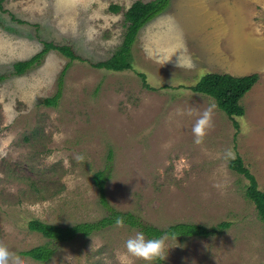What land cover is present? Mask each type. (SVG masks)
Segmentation results:
<instances>
[{
  "label": "rangeland",
  "instance_id": "rangeland-1",
  "mask_svg": "<svg viewBox=\"0 0 264 264\" xmlns=\"http://www.w3.org/2000/svg\"><path fill=\"white\" fill-rule=\"evenodd\" d=\"M135 1L3 0L0 243L23 264H149L126 252L138 230L125 225L58 244L45 263L22 255L46 242L30 221L69 227L107 215L92 177L110 164L104 193L113 210L159 229L229 224L205 239L162 237L165 258L153 264H264V223L245 196L248 181L228 167L239 155L264 191V0H169L138 31L131 69L92 68L122 45V11ZM46 42L84 62L50 51L14 74ZM209 73L258 81L240 100L239 131L216 106L195 144L192 126L215 101L190 88ZM62 74L61 97L46 107ZM227 149L234 157L225 158Z\"/></svg>",
  "mask_w": 264,
  "mask_h": 264
},
{
  "label": "trees",
  "instance_id": "trees-1",
  "mask_svg": "<svg viewBox=\"0 0 264 264\" xmlns=\"http://www.w3.org/2000/svg\"><path fill=\"white\" fill-rule=\"evenodd\" d=\"M3 0H0V9H2ZM169 0H153L149 2L135 1L127 10L122 11L119 6L112 5L109 7L112 13L122 11L124 19L125 34L120 48L106 61L91 64L92 68L111 72H122L131 69L128 58L130 48L133 45L138 31L157 15H160L168 7ZM54 51L72 61L84 60L76 55L74 50L69 46L56 45L52 42H46L42 51L29 60L20 61L13 65L14 74L22 75L29 71L34 65L38 64L41 58L48 52ZM68 68V66H67ZM61 75L57 92L50 98H45L43 104L46 107L57 105L61 97L62 89ZM143 77L142 75H140ZM258 75L251 74L244 77H235L229 74H206L201 78L198 84L191 89L192 92L208 96L215 101L217 108L222 111L232 122L234 129L239 131V124L236 118L243 117L245 112L240 104V100L248 93L257 83ZM112 153H108V160L112 158ZM107 167V168H106ZM103 170L97 171L92 177L94 186L98 190L99 203L107 210V215L96 222L79 223L69 227H61L52 224H46L38 220L30 221L27 225L28 230L40 234L46 242L33 249L25 251L22 255L31 258L37 262H48L58 244L69 243L78 236L88 237L93 233L102 231L107 227L116 225L118 217L123 218L124 225L142 231L146 238H201L205 239L214 235H219L223 230L229 227L228 223H221L215 227L207 228L199 224L180 223L159 229L157 227L143 223L138 217L130 212H118L108 206L105 199V185L110 179L111 165L108 164ZM229 169L244 177L248 181L245 190L246 198L255 206L260 220L264 223V191L259 190L255 177L245 167L239 155L230 161Z\"/></svg>",
  "mask_w": 264,
  "mask_h": 264
},
{
  "label": "clouds",
  "instance_id": "clouds-1",
  "mask_svg": "<svg viewBox=\"0 0 264 264\" xmlns=\"http://www.w3.org/2000/svg\"><path fill=\"white\" fill-rule=\"evenodd\" d=\"M163 59L165 62L170 60L167 56H164ZM180 66L181 64L178 59V67ZM215 107V104H210L196 119L192 126L193 143L201 144L203 142L206 130L212 126V109ZM224 156L226 159L231 158L234 157V153L231 149H227ZM76 158L81 159L79 155ZM123 225V218L118 217L116 219V226L122 227ZM124 247L128 254L143 259L149 262V264H153L157 259L165 258L163 239L156 237L146 238L142 231H137L134 236H130L125 240ZM0 264H23V262L11 252L7 245L0 243Z\"/></svg>",
  "mask_w": 264,
  "mask_h": 264
}]
</instances>
